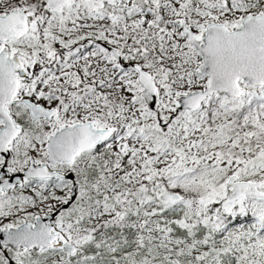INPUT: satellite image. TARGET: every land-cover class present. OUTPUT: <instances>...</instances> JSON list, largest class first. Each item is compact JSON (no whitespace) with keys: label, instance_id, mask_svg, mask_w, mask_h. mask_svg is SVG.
<instances>
[{"label":"snow or ice","instance_id":"6c2138e0","mask_svg":"<svg viewBox=\"0 0 264 264\" xmlns=\"http://www.w3.org/2000/svg\"><path fill=\"white\" fill-rule=\"evenodd\" d=\"M0 264H264V0H0Z\"/></svg>","mask_w":264,"mask_h":264}]
</instances>
